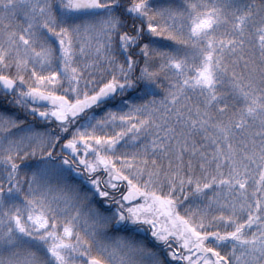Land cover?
I'll return each instance as SVG.
<instances>
[{"label":"snow or ice","instance_id":"6c2138e0","mask_svg":"<svg viewBox=\"0 0 264 264\" xmlns=\"http://www.w3.org/2000/svg\"><path fill=\"white\" fill-rule=\"evenodd\" d=\"M0 264H264V0H0Z\"/></svg>","mask_w":264,"mask_h":264}]
</instances>
